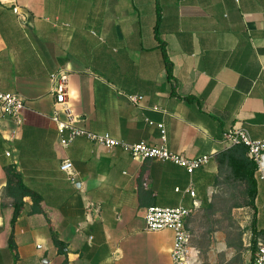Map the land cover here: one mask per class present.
Listing matches in <instances>:
<instances>
[{
  "label": "crops",
  "instance_id": "0c3cea01",
  "mask_svg": "<svg viewBox=\"0 0 264 264\" xmlns=\"http://www.w3.org/2000/svg\"><path fill=\"white\" fill-rule=\"evenodd\" d=\"M59 69L69 72L72 111L94 132L159 144L163 122L169 150L214 157L190 174L84 136L62 146L52 120L55 110L65 118L51 79ZM0 90L25 100L21 125L0 109V264H173L174 232L146 230V209L198 200L186 221L192 240L229 236L212 211L216 154L230 128L264 138V0H0ZM65 159L76 183L61 169ZM9 167L41 196V212L24 198L14 226ZM261 203L264 157L256 209L233 206L229 216L244 225L256 214L261 230Z\"/></svg>",
  "mask_w": 264,
  "mask_h": 264
},
{
  "label": "built area",
  "instance_id": "2783aa9c",
  "mask_svg": "<svg viewBox=\"0 0 264 264\" xmlns=\"http://www.w3.org/2000/svg\"><path fill=\"white\" fill-rule=\"evenodd\" d=\"M239 1V0H237ZM18 6L15 10L19 12ZM54 82L53 92L55 94V106L61 108L65 118H61L60 112L55 110L52 120L56 123L60 135V144L68 146L76 137L84 136L96 142L106 149L120 147L122 150L130 153L134 159H158L162 161H172L187 169L190 174L196 169L207 166L214 157L212 153H206L200 156H187L181 152H173L166 146L167 131L163 122L157 125L161 132V142L151 144L146 140L137 142L123 141L113 137L109 133H98L83 125L85 118L72 111L69 105V72L67 69H59L51 74ZM132 102L137 103L142 99L141 95L129 94ZM25 108L24 98L15 92H6L0 90V109L3 113L11 116L18 125L23 123V110ZM152 122V121H151ZM67 132V134H66ZM223 142L228 147L244 144L248 147V156L255 160L259 165L264 157V138L253 139L246 127H233L224 133ZM8 154H10L8 152ZM61 169L65 171L71 182L76 183L78 172L74 163L70 159H65L61 163ZM179 190V188H177ZM192 196L196 192L192 186L187 188ZM93 206L89 203V208ZM199 207V201H194V207L188 208L183 205L178 206H160L152 205L146 209L145 229L148 231H160L170 229L174 232V242L171 251L173 264H196L198 251L192 246V232L187 227L186 221ZM251 248V241L248 243ZM257 253L251 264H264V239L259 238L257 244Z\"/></svg>",
  "mask_w": 264,
  "mask_h": 264
},
{
  "label": "rangeland",
  "instance_id": "374dc122",
  "mask_svg": "<svg viewBox=\"0 0 264 264\" xmlns=\"http://www.w3.org/2000/svg\"><path fill=\"white\" fill-rule=\"evenodd\" d=\"M229 174V169L223 167L220 172L218 187L213 194L215 208L212 210L216 214L214 219L218 220L219 226L228 230L229 236H194L191 244L194 245L195 243L196 246L200 247L196 264H251L252 262L251 248L248 243L252 236L251 221L253 217L247 223L244 222V225H240L237 219L229 216L228 212L233 204L248 205L246 204V185L234 180ZM259 215L258 225L264 230V207L262 203L259 204ZM255 216L257 218L256 214ZM258 236L264 239V234ZM229 239L235 242L241 240V249L229 247L227 245Z\"/></svg>",
  "mask_w": 264,
  "mask_h": 264
},
{
  "label": "trees",
  "instance_id": "16d2710c",
  "mask_svg": "<svg viewBox=\"0 0 264 264\" xmlns=\"http://www.w3.org/2000/svg\"><path fill=\"white\" fill-rule=\"evenodd\" d=\"M163 54L166 62L168 77L172 78L173 76L172 65L169 62L164 49H163ZM216 156L219 163L220 172L222 171L223 167H227L230 172L229 175L234 180L243 182L246 185V195H247L246 204L256 209L255 200L258 194L259 164L248 156V147L244 144L233 145L221 150L216 154ZM7 171H8L7 172L8 181L5 190L8 195L12 196L15 199V209L12 218V225L14 226L17 217L24 208V203H25L24 198L26 196H30L33 200L32 211L41 212L42 209L39 206L41 202V196L24 182L19 172L14 170L12 167H9ZM237 205L238 204H233L231 205V207ZM251 228H252L251 229L252 230L251 259L253 261L258 248L257 247L259 240L258 235L264 234L263 229L258 230L256 216L252 220ZM13 235L14 233L12 231L10 237V245L14 248ZM53 241L59 247L61 246V242L56 236H53ZM227 244L228 246L235 247L236 249H241L242 246L241 240L235 242L234 240L229 239L227 241Z\"/></svg>",
  "mask_w": 264,
  "mask_h": 264
}]
</instances>
